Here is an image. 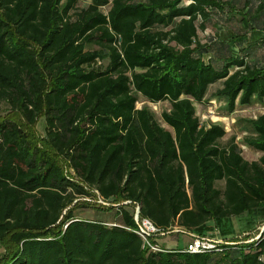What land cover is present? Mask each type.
I'll use <instances>...</instances> for the list:
<instances>
[{
	"label": "trees",
	"instance_id": "16d2710c",
	"mask_svg": "<svg viewBox=\"0 0 264 264\" xmlns=\"http://www.w3.org/2000/svg\"><path fill=\"white\" fill-rule=\"evenodd\" d=\"M214 19L237 26L201 43ZM262 32L264 0H0V264H264V233L191 254L133 231L137 207L200 236L264 209V155L196 109L216 84L226 115L264 106ZM239 124L264 153V114ZM94 197L117 222L76 217Z\"/></svg>",
	"mask_w": 264,
	"mask_h": 264
},
{
	"label": "rangeland",
	"instance_id": "374dc122",
	"mask_svg": "<svg viewBox=\"0 0 264 264\" xmlns=\"http://www.w3.org/2000/svg\"><path fill=\"white\" fill-rule=\"evenodd\" d=\"M79 6L81 8L89 7L90 1L80 2ZM104 11H106V9H104ZM221 20L214 19V21H211L209 23L207 30L199 32V40L201 43H206L207 41L209 42L211 39H213L214 37H218L219 35L221 38H225L226 30H228V28L235 27V25L237 26V24L234 25L233 22L228 23ZM100 65L101 64L90 65L89 68H98L100 67ZM220 86V84L212 86L208 93V100L205 102V104L196 105L198 117L203 123H217L225 127L227 131V136L223 140V144L227 143L231 137L236 136V141L239 143L242 149V155L245 160H248L250 162L259 160L264 155V153L257 152L242 144V139L245 135V133L242 132V129L244 128L245 124H239V121L245 119H255L258 116L264 114V106L256 104L248 108L240 107L235 113L231 115H226L223 109L221 108L222 103L218 102L217 99L213 98L214 93L220 88ZM210 99L211 104H209L208 102L210 101ZM144 106L150 108L155 113L157 120L164 128L170 129L162 120V113L170 109V104L168 102L151 104L145 101L143 98H140L138 102V107L142 108ZM7 115H9L8 108L7 106L3 105L0 109V117H5ZM34 132L40 138L44 137L45 131L43 119H40L37 122L36 126L34 127ZM68 173H71V170L68 169ZM220 186H223V183H220ZM98 200L99 199L97 197H94V199L86 198L85 200H80L78 203H87L88 207H80L76 209V217L85 220L101 221L108 224H113L117 222L116 210L114 209L111 211H101L98 207H101L102 205L98 203ZM219 225L220 227H214V225V228L211 233L207 232V237L205 238L219 241L221 243H226V241H228V243L230 244L232 242H234L232 244H235V241L237 240L243 241L246 239H248V241H243L239 243L254 242L257 241L255 239L260 238L257 237L260 235L258 234L260 232L259 230L255 233H252L257 228L255 227L256 225H261V219L257 217L256 214L245 215L241 218H235L230 222L224 221ZM222 231H225V233H223ZM191 239L192 238L190 235L179 233L175 230V232L169 235L160 237L157 243L160 245L161 248L165 249H185L191 242ZM4 252L5 250L0 244V254H3Z\"/></svg>",
	"mask_w": 264,
	"mask_h": 264
},
{
	"label": "built area",
	"instance_id": "2783aa9c",
	"mask_svg": "<svg viewBox=\"0 0 264 264\" xmlns=\"http://www.w3.org/2000/svg\"><path fill=\"white\" fill-rule=\"evenodd\" d=\"M101 64V63H98ZM211 104V101H210ZM256 119V118H255ZM202 122V121H201ZM203 123V122H202ZM209 124V123H203ZM99 204L103 207H109L110 203L104 201L102 198H98ZM134 220L136 222L137 228L133 230L143 241L146 246H148L152 251H164L161 249L160 245L157 243L160 237L169 235L175 230L179 233H184L191 236V242L185 248L186 252L191 254H202L208 251L216 250L218 251V246L224 243L219 241L211 240L205 238L204 236H199L195 233L185 232L175 228L173 230L162 231L157 228L149 219L143 218L140 215L139 207L136 208L134 214ZM258 240V239H255ZM254 241V240H253ZM232 244V243H231Z\"/></svg>",
	"mask_w": 264,
	"mask_h": 264
},
{
	"label": "crops",
	"instance_id": "0c3cea01",
	"mask_svg": "<svg viewBox=\"0 0 264 264\" xmlns=\"http://www.w3.org/2000/svg\"><path fill=\"white\" fill-rule=\"evenodd\" d=\"M260 35H261V37H264V32H262V33H260ZM261 153V152H260ZM256 214V216L257 217H259L260 219H261V225H256L255 227H257L256 229H255V231L254 232H252V233H255L256 231H260L258 234H260L259 236H257V237H261V235L264 233V209H259V210H253V211H250V212H247V213H245L244 215H242V216H240V217H235V218H241V217H243V216H245V215H255ZM235 218H232V219H230V220H228L227 222H230L231 220H233V219H235ZM106 224H108V223H106ZM114 224V223H113ZM112 223L111 224H108V225H113ZM227 224V223H226ZM211 227H212V230H213V228L214 227H216L217 225H216V223L215 222H212V223H210L209 224ZM215 225V226H214ZM209 226V227H210ZM214 226V227H213ZM210 233H211V231H210ZM251 233V234H252ZM206 235V234H205ZM245 235V234H244ZM204 237H207V235L206 236H204ZM235 237H238V236H235ZM255 238V237H254ZM252 239H253V237H252ZM226 243H228V241H226ZM232 243H234V242H232Z\"/></svg>",
	"mask_w": 264,
	"mask_h": 264
}]
</instances>
